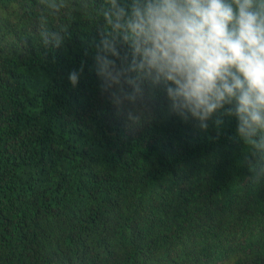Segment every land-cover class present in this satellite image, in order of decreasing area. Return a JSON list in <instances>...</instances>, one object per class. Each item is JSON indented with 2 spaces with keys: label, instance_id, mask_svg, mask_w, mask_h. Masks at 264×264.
<instances>
[{
  "label": "trees",
  "instance_id": "obj_1",
  "mask_svg": "<svg viewBox=\"0 0 264 264\" xmlns=\"http://www.w3.org/2000/svg\"><path fill=\"white\" fill-rule=\"evenodd\" d=\"M63 3L0 0V264H264V185L236 121L199 131L160 94L129 130L95 71L103 0Z\"/></svg>",
  "mask_w": 264,
  "mask_h": 264
},
{
  "label": "clouds",
  "instance_id": "obj_2",
  "mask_svg": "<svg viewBox=\"0 0 264 264\" xmlns=\"http://www.w3.org/2000/svg\"><path fill=\"white\" fill-rule=\"evenodd\" d=\"M54 15L63 0H41ZM94 16L100 91L129 130L167 112L202 132L236 121L249 183L264 185V0H103ZM43 44L64 37L42 28ZM83 72L73 70V87Z\"/></svg>",
  "mask_w": 264,
  "mask_h": 264
},
{
  "label": "rangeland",
  "instance_id": "obj_3",
  "mask_svg": "<svg viewBox=\"0 0 264 264\" xmlns=\"http://www.w3.org/2000/svg\"><path fill=\"white\" fill-rule=\"evenodd\" d=\"M0 12H1L3 15L7 16L9 11L6 10V9H4V8H0Z\"/></svg>",
  "mask_w": 264,
  "mask_h": 264
}]
</instances>
